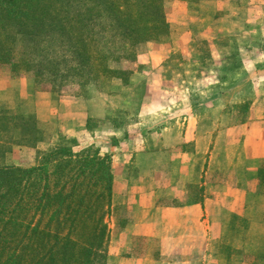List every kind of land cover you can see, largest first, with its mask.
<instances>
[{
  "label": "trees",
  "instance_id": "1",
  "mask_svg": "<svg viewBox=\"0 0 264 264\" xmlns=\"http://www.w3.org/2000/svg\"><path fill=\"white\" fill-rule=\"evenodd\" d=\"M166 1L0 0V67L53 93L76 86L84 94L102 79H126L124 65L136 63L139 48L170 35ZM19 37L21 60L13 63ZM10 124L18 133L13 143L36 149L38 162L6 165L0 147V264H114L111 155L76 151L77 141L64 136L40 152L45 133L35 114L1 113V130Z\"/></svg>",
  "mask_w": 264,
  "mask_h": 264
},
{
  "label": "rangeland",
  "instance_id": "2",
  "mask_svg": "<svg viewBox=\"0 0 264 264\" xmlns=\"http://www.w3.org/2000/svg\"><path fill=\"white\" fill-rule=\"evenodd\" d=\"M164 8L171 25L170 35L142 45L136 63L124 65L130 70L126 79H102L84 94L76 86L53 93L51 86L37 83L29 75H14L11 66L0 67V115L34 114L39 93L48 94L49 99L51 96L50 100L59 107L83 97L89 100V112L97 113L99 118L89 116L85 128L66 138L77 141L76 151L97 147L103 154L126 136L136 138L145 134L150 139L170 133L181 136L193 109L203 119L199 132L213 131L216 127L221 131L230 126L225 120L212 124V117L222 119L226 115L236 126L246 112L241 101L253 96L255 88L264 86V0H167ZM22 47L19 37L13 63L20 62ZM257 65L261 69H255ZM41 125L45 142L39 144L38 150L46 152L60 142V125ZM10 127L9 132L0 128V147L5 146L1 160L6 165L25 168L36 165L38 151L15 145L18 133L13 124ZM137 147L134 144L132 149ZM168 163L171 165L167 169L172 168L173 162ZM200 163L203 164V159ZM170 173L167 170L135 174L142 177L141 181L169 182L176 176L172 170ZM175 195L173 189L166 192L167 204H179L180 198ZM131 206L116 208L109 225L113 222L119 231L116 222L123 225L129 215L136 217L140 206ZM114 241L117 242L116 238Z\"/></svg>",
  "mask_w": 264,
  "mask_h": 264
},
{
  "label": "crops",
  "instance_id": "3",
  "mask_svg": "<svg viewBox=\"0 0 264 264\" xmlns=\"http://www.w3.org/2000/svg\"><path fill=\"white\" fill-rule=\"evenodd\" d=\"M254 92L241 101L246 112L236 126L226 115L212 117L210 123L225 120L230 126L199 132L203 119L192 110L181 136H126L105 153L112 157L115 176L111 219L118 207L140 206L136 217L116 222L119 231L110 224L114 264H264V86ZM50 99L37 94L34 114L39 126L60 125L61 136L85 128L89 116L99 118L83 97L60 107ZM167 170L176 175L169 182L141 181L135 174ZM170 189L179 204H167Z\"/></svg>",
  "mask_w": 264,
  "mask_h": 264
}]
</instances>
